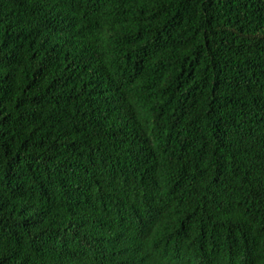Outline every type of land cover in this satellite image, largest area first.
<instances>
[{"label": "trees", "instance_id": "1", "mask_svg": "<svg viewBox=\"0 0 264 264\" xmlns=\"http://www.w3.org/2000/svg\"><path fill=\"white\" fill-rule=\"evenodd\" d=\"M0 264H264V0H0Z\"/></svg>", "mask_w": 264, "mask_h": 264}]
</instances>
